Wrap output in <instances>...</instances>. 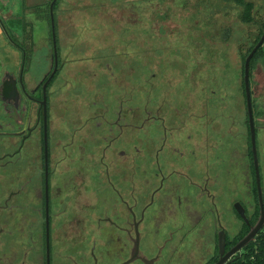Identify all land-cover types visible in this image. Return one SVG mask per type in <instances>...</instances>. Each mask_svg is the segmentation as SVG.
<instances>
[{
    "label": "flooded vegetation",
    "instance_id": "flooded-vegetation-1",
    "mask_svg": "<svg viewBox=\"0 0 264 264\" xmlns=\"http://www.w3.org/2000/svg\"><path fill=\"white\" fill-rule=\"evenodd\" d=\"M16 50V71L5 66L0 75V264H55L53 249L63 240L79 249L76 258L64 257L67 264L243 259L262 229L236 250L261 214L247 101L243 119H232L219 113L222 99L210 91L204 99L191 90L176 97L163 90L153 95L158 80L151 73L142 107L132 75L129 86L119 87L108 101L102 88L98 99L84 89L79 101L69 97L58 112L53 87L60 81L59 88H80L85 70L68 65L82 59L66 58L64 49L53 47L39 72L40 58L38 63L28 58L21 43ZM97 63V72L115 77L109 64ZM217 118L245 127V135L235 138L250 164L238 175L229 155L232 135L217 132ZM259 136L256 127L261 166ZM249 165L251 182L242 176ZM15 237L20 241L12 250Z\"/></svg>",
    "mask_w": 264,
    "mask_h": 264
},
{
    "label": "rangeland",
    "instance_id": "rangeland-1",
    "mask_svg": "<svg viewBox=\"0 0 264 264\" xmlns=\"http://www.w3.org/2000/svg\"><path fill=\"white\" fill-rule=\"evenodd\" d=\"M3 1V5H0L3 9H0L3 14L1 17H9L5 24L14 26L13 33L18 38L17 42L28 50V58H36L34 61L37 63L40 58L37 69L43 72L54 47L51 19L48 16L49 0ZM253 1L257 6L256 25L241 24L237 18L238 10L225 6L219 0H61L57 13V47L64 49L65 52L62 53L66 58L82 59L78 62L72 61L68 67L82 66L85 73L82 76V86L78 89L67 86L64 88L63 85L59 88L60 81L54 85L52 93L57 97L53 98V103L57 111L64 112L69 97L79 101L77 93L84 89L90 97L98 99L101 97L99 90L102 88V96L108 101V97L114 96L119 87L129 86L128 81L130 84L132 75L136 77L137 106L142 107L145 93L149 91L150 75L154 73L158 82L157 88L153 89V95L163 90L166 95L176 97L191 90L190 95L203 98L210 91L222 99L218 109L221 115L227 113L232 119L237 116L241 119L246 111L241 88V55L264 32L263 29L259 34L257 25L258 21L264 19V0ZM227 8L229 14L225 16L223 12ZM16 16L20 18H14ZM113 20L117 23L114 24ZM123 23L128 24L122 26ZM125 27L127 30L122 33ZM225 28H232L229 41L224 40ZM8 32L14 36L10 30L5 32L0 26V75L3 74L5 66L10 71H16L19 64L16 45L12 44L15 42L7 37ZM67 49H74L75 53L65 55ZM32 60H28V63ZM98 61L109 64L116 71L115 77H108L111 73L105 70L98 73ZM76 68L71 67V70ZM181 70L186 73L184 79L180 76ZM94 73L96 77L91 76ZM186 79L189 80L188 83ZM250 84L254 93L252 98L255 125L260 133L258 145L264 196V59L256 63ZM203 99L200 111L204 107ZM258 111L263 112L262 117H258ZM217 121L221 123L217 132L225 136L232 135L228 147L229 155L237 170L236 172L234 169V174L238 175L239 169L243 170L245 165L250 164L245 149V155L241 158L239 141L235 138V134L245 135V127H235L234 123L232 126L229 121L225 124L226 121L220 118ZM244 173L246 174L242 176H247L251 182L250 165ZM70 230L69 228V233ZM58 234V238L63 236ZM19 241L15 237L10 243V249L15 250ZM68 247L64 240L55 243V264H67L64 258L67 255H74L76 258L79 249ZM40 249L42 257L43 246ZM103 264L113 263L104 261Z\"/></svg>",
    "mask_w": 264,
    "mask_h": 264
},
{
    "label": "trees",
    "instance_id": "trees-1",
    "mask_svg": "<svg viewBox=\"0 0 264 264\" xmlns=\"http://www.w3.org/2000/svg\"><path fill=\"white\" fill-rule=\"evenodd\" d=\"M53 0H49L48 3V16H49V20L51 19V13H50V3ZM61 0H57L54 4V17H55V30H56V38L58 39V35H57V30H58V17H57V13H58V6L60 4ZM220 2H222L225 6H232L234 9L238 10V20L241 24H245V25H256L257 20H256V14H257V6L255 4V2L253 0H219ZM223 6V8L225 7ZM201 8V7H200ZM199 8V10H200ZM205 9V8H204ZM206 10V9H205ZM205 14L207 15V11H205ZM229 14L228 8L225 9V11L223 12V15L227 16ZM108 23V21H107ZM113 23H117V21L113 20ZM259 24V34L263 31L264 29V19L261 21H258ZM3 26L4 29L6 31L10 30L11 33H13V31H15L14 26L11 25V27H9V25L5 24V21L3 20ZM104 24V23H102ZM128 24V23H127ZM126 23H123V25H127ZM7 25V26H6ZM214 25V24H213ZM32 26V25H31ZM126 28V27H125ZM226 30L224 31V40L225 41H229L230 40V36H231V29L230 28H225ZM26 30V24H24V31ZM125 30H122V33H125ZM8 36L10 39H12L15 43L16 47L17 44H19V42H17V36L14 34L11 35L8 32ZM25 35V33H24ZM26 37V36H25ZM260 40V36H257L255 41H253V43H251V45L248 47V49L245 51V53H243L241 55L242 58V62H241V88L243 90V98L244 101L246 102V91H245V82H244V74H245V60L246 57L248 56V54L252 51V49L254 48V46L258 43V41ZM264 59V44L256 51V53L254 54L253 58L251 59V63H250V82H252L253 79V70L255 68V65L257 62H259V60ZM251 93L253 96V90L251 89ZM253 101V107H254V100L252 98ZM246 104V103H245ZM257 108V106H256ZM254 111V108H253ZM261 113L263 114V112H259L257 113V115H259L258 117H262L263 115H261ZM254 115H255V111H254ZM250 155H252V151H251V147H250ZM257 209L259 211V206H257ZM258 216V213H257ZM256 218V217H255ZM255 220V219H254ZM235 264H264V227L261 229V231L259 232V234L255 237V239L248 245V249L247 252L245 254V256L243 257V259H240L239 261H237Z\"/></svg>",
    "mask_w": 264,
    "mask_h": 264
},
{
    "label": "water",
    "instance_id": "water-1",
    "mask_svg": "<svg viewBox=\"0 0 264 264\" xmlns=\"http://www.w3.org/2000/svg\"><path fill=\"white\" fill-rule=\"evenodd\" d=\"M57 0H53L50 5V13H51V26H52V35H53V43L54 48L57 47L56 41V30H55V17H54V4ZM264 44V32L261 36L258 43L254 46L252 51L248 54L245 60V74H244V82H245V91H246V101H247V110L249 116V125H250V132H251V142H252V152H253V160L256 172V180H257V189H258V199L260 204V218L257 221L256 225L252 227L250 232L237 244L236 250L240 249L241 247L247 245L252 241L254 236L258 233V231L263 228L264 226V196H263V189L261 183V173H260V165L257 155V148H256V127H255V120H254V111H253V101H252V93H251V84H250V63L251 59L253 58L256 51ZM49 256V250H47ZM49 264V262H48Z\"/></svg>",
    "mask_w": 264,
    "mask_h": 264
},
{
    "label": "crops",
    "instance_id": "crops-1",
    "mask_svg": "<svg viewBox=\"0 0 264 264\" xmlns=\"http://www.w3.org/2000/svg\"><path fill=\"white\" fill-rule=\"evenodd\" d=\"M3 2H4L3 0H0V5H3ZM0 9H2V7H0ZM2 10H3V9H2ZM1 15L3 16V14L0 13V26L2 25L3 20L5 21L6 19H9V17H8V18H4V17L2 18ZM14 18L17 19V18H20V17H19V16H16V17H14ZM1 27H2V26H1ZM2 28H3V27H2Z\"/></svg>",
    "mask_w": 264,
    "mask_h": 264
}]
</instances>
